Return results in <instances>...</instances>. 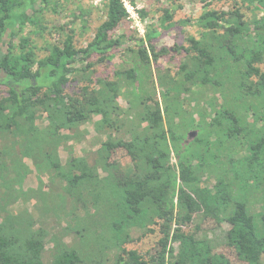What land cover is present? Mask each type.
I'll use <instances>...</instances> for the list:
<instances>
[{
  "label": "trees",
  "instance_id": "trees-1",
  "mask_svg": "<svg viewBox=\"0 0 264 264\" xmlns=\"http://www.w3.org/2000/svg\"><path fill=\"white\" fill-rule=\"evenodd\" d=\"M46 1L0 0V264H45L48 244L49 264H264V0H212L228 9L179 22L166 8L161 30L116 40L128 13L123 0H106L85 47L66 34L37 57L21 34L46 30ZM243 9L258 13L247 20ZM176 25L198 27V38L174 47L184 53L174 74L153 70L171 50L152 41ZM117 53L112 72L90 67ZM94 117L106 139L61 165L58 148L73 139L63 132ZM117 151L128 163L112 158ZM24 159L49 177L37 216L14 209L40 201V189L22 188ZM197 217L226 227L221 245L233 259L198 236ZM134 233L155 246L128 249Z\"/></svg>",
  "mask_w": 264,
  "mask_h": 264
},
{
  "label": "rangeland",
  "instance_id": "rangeland-1",
  "mask_svg": "<svg viewBox=\"0 0 264 264\" xmlns=\"http://www.w3.org/2000/svg\"><path fill=\"white\" fill-rule=\"evenodd\" d=\"M27 1L29 0H26V2ZM87 1L89 0H47L46 3H43V5L40 4L44 9L43 12L38 15V18L41 19V23L46 27V30L41 31L38 26H28L21 34V37H27L30 39L32 45L34 46L33 48L37 57H42L45 54L48 45L53 43L55 40L63 39L66 34H73L74 46L76 48L85 47L87 42L92 39L94 29L103 20L102 4L94 6ZM211 1L212 0H134L133 6L130 4L128 5L131 8L128 18L125 19L122 25L119 26V28L115 30L114 33H112L113 39L116 40V38L122 34H126L127 37L144 38L146 33L151 31L153 28L161 30L160 19L163 15L162 10L166 8L173 7L176 9L175 15L172 19L173 22H179L184 19L193 20L211 9L223 11L228 9V5L221 2L217 4L214 3L212 6H210L209 4ZM243 12L245 13L247 20H252L254 15L258 13L257 11H250L247 9H243ZM55 28H59V30L62 29V32L58 31L62 33V36L59 37L55 34ZM198 30L199 29L196 26L188 25L182 27L176 25L171 29L162 31L159 37L154 39L152 43L156 50H160L161 48H169L171 52L160 57L157 63L153 65V70L156 69V67L160 69L167 68L174 74L178 70L180 63L184 60V53H178L176 50H174V47H187V39L189 36L198 38ZM121 55L122 53H117L114 59L103 65L93 66L92 63L95 61L94 59L93 62H91L92 66H89L97 70L98 75H105L110 71L112 72L114 70V66L121 62L120 59L123 56ZM80 66L83 65H76V68H80ZM260 68L262 71L264 70V63L260 65ZM75 86L76 82L74 84H69L67 91L74 92ZM118 102L122 106L125 105L122 99H119ZM200 104L204 105L202 102H200ZM195 105H199V101L192 103V106ZM195 118H197L196 115ZM99 120V117H94L92 120L76 128L72 132H63V134H68L73 139L63 142L58 148L57 156L61 165L66 164L70 157L80 158L83 157L86 152L94 151L98 147V138L100 140L106 139L104 135L99 137V135L96 133L95 124L100 122ZM181 122L182 124L186 123V121L183 122V120H181ZM38 123L42 124L43 122L40 120ZM44 124L46 123H43V125ZM183 131H186L188 135L191 134L190 138H193L195 135L193 130L188 126L184 127ZM114 134L115 132H113V135ZM124 157L125 153L123 151H117L112 158L117 161L119 160L121 164H126L128 163V159ZM23 161L29 167L30 174H28L24 179L22 188L25 191L28 189H34L38 191L40 189V193H37L40 201L38 203L31 201L26 205H23L22 202H18L14 206V209L19 211V209L22 210L25 209L24 207H27L29 213L37 216L38 208H40L43 203L49 200V177L48 175L44 174L39 178L32 163L26 159ZM39 186H41V188ZM194 224L200 225L202 227V230L199 232L198 236L201 237L206 235L213 241L214 245H221L222 234L226 228L224 225H221L219 228H215L213 222H202L199 217L195 218ZM133 238L134 241L127 245L128 249H136L138 252L144 254L146 251L155 246L156 239L153 236L140 238L139 233H134ZM49 248L50 245L48 244L46 247V253L44 255L45 264H49ZM218 249L219 251L221 250L223 253H225L229 258L233 259L232 254L228 249L222 248V245L218 246ZM115 253H117V250L114 249L112 254L114 255Z\"/></svg>",
  "mask_w": 264,
  "mask_h": 264
},
{
  "label": "built area",
  "instance_id": "built-area-1",
  "mask_svg": "<svg viewBox=\"0 0 264 264\" xmlns=\"http://www.w3.org/2000/svg\"><path fill=\"white\" fill-rule=\"evenodd\" d=\"M104 1H106V0H89L87 2L91 3L94 6H97L98 4L101 5ZM123 3H124L125 9L127 10V13L130 14L131 8L128 6L129 5L128 0H123ZM129 8H130V10H129Z\"/></svg>",
  "mask_w": 264,
  "mask_h": 264
},
{
  "label": "water",
  "instance_id": "water-1",
  "mask_svg": "<svg viewBox=\"0 0 264 264\" xmlns=\"http://www.w3.org/2000/svg\"><path fill=\"white\" fill-rule=\"evenodd\" d=\"M190 137H191V134H190Z\"/></svg>",
  "mask_w": 264,
  "mask_h": 264
}]
</instances>
